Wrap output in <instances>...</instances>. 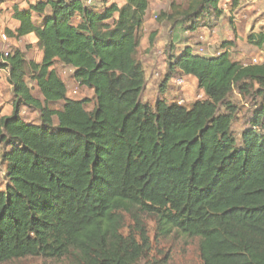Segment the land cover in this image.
<instances>
[{
    "label": "trees",
    "instance_id": "1",
    "mask_svg": "<svg viewBox=\"0 0 264 264\" xmlns=\"http://www.w3.org/2000/svg\"><path fill=\"white\" fill-rule=\"evenodd\" d=\"M220 1L172 3L157 19L196 31L203 16L222 15ZM148 7V0L101 10L95 1L40 0L13 8L19 26L5 35L32 36L41 61L27 64L17 50L0 53L15 98L11 114L0 118L7 182L0 190V264L28 257L137 264L149 247L138 214L153 216L162 236L198 239L202 264H264V64L232 61L230 43L216 58L185 45L169 58L159 91L177 70L196 80L205 99L190 109L162 100L151 107L141 101L145 74L136 59ZM247 43L260 49L264 33ZM56 63L93 92L91 111L90 100L67 98ZM255 86L262 104L239 144L227 100L234 87L248 95ZM60 102L61 109L49 108ZM23 106L39 111V125L23 121ZM123 213L135 215L138 240L120 233Z\"/></svg>",
    "mask_w": 264,
    "mask_h": 264
},
{
    "label": "rangeland",
    "instance_id": "2",
    "mask_svg": "<svg viewBox=\"0 0 264 264\" xmlns=\"http://www.w3.org/2000/svg\"><path fill=\"white\" fill-rule=\"evenodd\" d=\"M12 1L14 0H0V3L7 4V7L5 6V9L1 11L7 12L10 8L9 3ZM124 2L125 0H95L99 10L111 4L121 6ZM148 2L145 21L138 34L136 59L142 64L145 74V88L141 101L148 103L151 107L157 100H162L166 104L175 103L190 109L195 102L205 99L196 80L177 70L174 71L171 79L164 83V91H159V87L165 82L168 74L169 58L178 56L185 45L191 46L194 54L216 58L225 51L222 44L230 43L232 45L227 49L232 61L243 65L264 64V45L258 49L247 43L249 35L264 33V0H221L219 8L222 10V15L220 17L203 16L199 20L196 31L176 30L173 24L157 19L162 12L170 13L172 3L184 8L187 0H148ZM1 17L0 36L1 30L3 32L11 30L8 27L5 31L2 29ZM36 20L40 22L39 18ZM152 33H155L156 37L150 45L149 37ZM16 50L23 54L27 64L29 62L39 64L41 61V52L30 37L16 39L7 36L5 42L0 41V53L3 56L12 54ZM54 70L66 87L67 98L75 101L90 100L85 109L91 111L94 106L93 92L74 79L73 69L56 63ZM27 73L30 76L29 70ZM26 82L31 95L43 103V97L35 83L30 78H27ZM257 88L255 86L248 95H240L234 87L227 100L235 110L231 132L239 144L241 134L249 128L254 112L262 104L261 97L256 94ZM14 100L12 87L7 81V73L0 72V115L2 114V117L11 114ZM61 107L62 102L49 105V108L53 110H59ZM20 116L25 122L40 124V113L36 108L23 106L20 109ZM53 120L56 123V120ZM6 184L5 166L0 164L1 191L5 189ZM122 216L123 226L120 233L124 237L132 233L138 240L139 227L135 225V215L123 213ZM137 217L140 226L144 229L149 246L137 264H202L199 258L198 239L186 237L175 231L168 236H162L153 216L138 214ZM4 264H73V261L71 258L58 261L28 257Z\"/></svg>",
    "mask_w": 264,
    "mask_h": 264
},
{
    "label": "crops",
    "instance_id": "3",
    "mask_svg": "<svg viewBox=\"0 0 264 264\" xmlns=\"http://www.w3.org/2000/svg\"><path fill=\"white\" fill-rule=\"evenodd\" d=\"M38 1H40V0H14V1H12L11 3H9V6H10V8H9V10L7 11V12H3V11H1V10H3V9H5L4 7L6 6L7 7V4L5 3V2H2V3H0V16H2L1 17V19H2V22H3V25H1L2 26V29L5 31L6 29H7V27L9 28V29H11V30H8V31H10V32H14L17 28H18V26H19V23L18 22H16V21H14L13 19H12V14H13V8L14 7H17L18 9H20V10H24V9H28V7L30 6V5H34L36 2H38ZM99 10V9H98ZM7 16V17H6ZM36 18H38V17H36L35 15L33 16V20L35 21V22H37V20H36ZM4 27V28H3ZM1 29V28H0ZM1 32H2V34H4L5 32H3L2 30H1ZM7 37V36H6ZM27 37H30V38H32L33 39V41H34V44L36 43V40L32 37V36H27ZM23 38H26V37H23ZM36 46V45H35ZM37 48V47H36ZM0 72H2V73H5L4 71H0ZM4 116H9V115H4ZM3 116V117H4ZM2 117V114L0 115V118Z\"/></svg>",
    "mask_w": 264,
    "mask_h": 264
},
{
    "label": "built area",
    "instance_id": "4",
    "mask_svg": "<svg viewBox=\"0 0 264 264\" xmlns=\"http://www.w3.org/2000/svg\"><path fill=\"white\" fill-rule=\"evenodd\" d=\"M67 1H68V0H67ZM94 1H95V0H85V4H86L87 6H92V5L94 4ZM6 40H7L6 35H5V34H1V36H0V41H1V42H5ZM4 56L6 57L7 54H5Z\"/></svg>",
    "mask_w": 264,
    "mask_h": 264
}]
</instances>
